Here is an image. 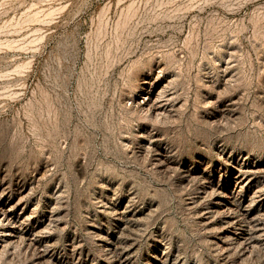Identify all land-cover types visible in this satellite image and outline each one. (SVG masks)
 Segmentation results:
<instances>
[{"label":"rangeland","instance_id":"obj_1","mask_svg":"<svg viewBox=\"0 0 264 264\" xmlns=\"http://www.w3.org/2000/svg\"><path fill=\"white\" fill-rule=\"evenodd\" d=\"M0 264H264V0H0Z\"/></svg>","mask_w":264,"mask_h":264},{"label":"bare ground","instance_id":"obj_2","mask_svg":"<svg viewBox=\"0 0 264 264\" xmlns=\"http://www.w3.org/2000/svg\"><path fill=\"white\" fill-rule=\"evenodd\" d=\"M249 171H253V169H249ZM237 182L236 183H242L243 182V178L241 176H236L235 177ZM229 203V202H228ZM217 205H226V201L224 199H220V200H217L216 202ZM221 207V206H220ZM238 209V208H237ZM5 217L8 219V220H11V221H15V217L16 215L10 210L8 209L6 212H5ZM17 223V222H16ZM9 235H12V234H9ZM246 239V237H245ZM43 254V253H42Z\"/></svg>","mask_w":264,"mask_h":264}]
</instances>
